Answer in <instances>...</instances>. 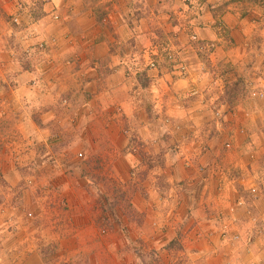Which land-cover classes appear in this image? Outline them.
Wrapping results in <instances>:
<instances>
[{"label":"rangeland","instance_id":"1","mask_svg":"<svg viewBox=\"0 0 264 264\" xmlns=\"http://www.w3.org/2000/svg\"><path fill=\"white\" fill-rule=\"evenodd\" d=\"M12 1L17 9L6 20L22 27L23 46L14 49L21 67L9 65L4 70L10 71V79L0 80V233L27 232L31 240L24 252H28L39 234L57 231L48 221L59 208L64 211L58 215V229L66 234L71 227L65 210L80 207V217L85 213L103 221L97 225V234L117 241V246L108 248V264H135L130 257L135 251L143 255L137 259L140 264L182 262L178 256L168 258L156 252L178 249L180 241L118 243V235L110 231L115 230L112 221L116 213L118 218L141 220L142 214L135 213L132 205L135 187L146 183L148 170L154 171L155 185L166 186L163 175L168 174L167 184L176 188L170 208L164 212L159 206L155 214L162 220L176 213L181 201L188 202L189 195L182 192L205 184L199 173L205 172L206 177L213 169L224 170L223 179L214 176L204 182L230 181L233 167L226 159L232 156L241 159L244 171L251 175L259 177L264 172V0H142L150 2L146 6L140 0H65L62 10L52 7L53 0ZM99 7L113 13H105L97 23L83 17L84 9ZM48 19L62 25L50 28ZM9 35L5 34V41ZM104 52L109 63L120 61L123 80L106 75L116 66L104 63ZM35 54L49 73L52 70L48 78L40 75L38 82L44 89L50 83L57 97L49 98L41 90L42 95H25L18 76L17 67L23 68L19 56ZM180 81L183 97L176 103L183 113L173 116L169 114L172 94ZM42 109H52L56 116L49 118ZM54 122L68 128L49 131L45 140L40 134ZM150 122H155L157 130ZM101 124L109 129L102 130ZM151 146L160 153L154 161L147 156ZM163 150L170 157L168 167ZM38 154H48L56 162L49 161L40 171L34 157L26 165L44 176L38 178L31 171L30 178H23L22 156ZM55 167L59 172L51 178ZM27 188L29 198L24 193ZM249 189L251 197L259 191L253 185ZM89 194L95 209L87 206ZM54 204L58 207L52 215L47 209ZM84 223L80 220L72 232L84 230ZM157 224L164 230V221ZM3 242L0 264H7L18 249L7 248ZM60 243L52 239L44 244L49 249L46 255ZM86 264L98 263L92 258Z\"/></svg>","mask_w":264,"mask_h":264},{"label":"crops","instance_id":"2","mask_svg":"<svg viewBox=\"0 0 264 264\" xmlns=\"http://www.w3.org/2000/svg\"><path fill=\"white\" fill-rule=\"evenodd\" d=\"M22 1L27 3L28 0ZM64 1L65 0H53L54 5L52 7L62 10L63 6H65ZM140 1L143 2L144 6L150 3L142 0ZM0 6L3 10L0 11V65H2L3 69V72L0 74V80L4 82V80L10 79V71L4 69L9 67L11 64H14L12 68L15 69V65L18 64V58L16 57L15 59V56L19 55V53L14 52V49L17 48L18 50H22L23 43L22 27L15 26L14 24L10 25L6 20V17L17 9L14 2L12 0H0ZM105 10H107V8ZM96 11H92L91 8L84 9L83 17L90 18L97 23L98 19L105 18L107 16L105 13H107L109 16L111 13L103 11L101 7H99V9L97 8ZM25 20L26 16H23V24H25ZM91 20L90 23L94 22ZM60 24L62 25V23H59V20H49L50 28ZM48 30L46 31L49 32ZM89 32L92 33L91 30ZM102 32L103 29L99 28V34ZM6 33L11 34L9 35V39L7 41H16L17 44H11L5 41ZM32 39H36V37ZM104 53L105 56L102 58L104 63L110 64V66H116L114 72L111 69L112 72L106 75L113 77L116 76L117 80H123L120 61L114 60L115 63H109L110 59L106 57V52ZM35 57L36 58H32L31 66L26 68L17 67L19 72H21V74L18 76L22 78V87H24L25 95L31 96L32 94L37 95L38 93L42 95V93H40L41 90L44 91L45 95L49 98L54 96L57 97V93L53 92L56 89L52 87L50 83H45L47 89H44L38 82L40 75L43 78H48L52 70L49 73V69L46 70L44 68L45 62H36L37 58H41L39 54H35ZM33 62L36 63L33 65ZM19 64L17 66L21 67ZM41 65L43 67H41ZM32 81L35 82V84L31 85ZM132 82L134 81L132 80ZM176 86L178 87L172 94L173 100L172 105H170L171 109L169 111L171 113L169 114L173 113V116H181L183 111L178 110L179 106L176 101H181L180 99L183 97V92L181 91L184 86L183 82H177ZM52 92L54 94H50ZM152 96L154 97L155 95L152 94ZM167 108L169 107L166 106L164 110ZM43 110L44 109H42V111ZM44 112L50 115L49 118L56 116L52 109L44 110ZM150 123H152L154 125L152 127L157 130V125L154 124L155 122ZM90 124L91 123H88V125ZM101 125L102 130L109 129L103 124ZM67 128V126L61 127L59 123L54 122L51 123L47 129H43L46 132H42L40 135L44 136L45 140H47L48 136H46V134H48L49 131L59 132L62 130L65 131ZM155 130L151 134H154ZM159 154V151L155 150L154 147L151 146V150L148 151L147 156L154 161V158L156 159ZM162 156L167 167L170 166V157L167 150L162 151ZM34 157L37 163L40 162V164L36 166V168L40 169V171L49 161L52 163L56 162V160L52 159V157L48 154H38L35 156L23 155L21 172L22 177H25V179L30 178L29 173L31 171H33L31 175L34 174L38 178L44 176L42 173H38L37 175L34 171L35 169L33 170L26 165L29 162H32ZM242 158L244 157L242 156ZM226 160L228 164L233 167L232 174L229 177L231 179L230 181L228 180V182H225L224 180L222 184L217 185H214V182L211 184L212 180H207L204 182V179H208L210 177L213 178L214 176H219L221 179H223L221 176L226 174L224 170L213 169V172L210 175L207 173L208 176L206 177L202 174H205V172L199 173L198 176L200 175L199 177L203 178L202 183L205 184H203L202 187H194L193 189H187V191L182 192L183 194L187 193V195H189L188 202L181 201L176 213L169 215L164 220L157 219L155 214L156 212L158 214L160 207L163 208L164 212L168 206L170 208V205L173 204L174 199V196H171L172 189L176 188H172V186L169 185L171 179L170 175L168 174L166 176L163 175V181L165 182L166 180V182L169 184L166 183V186L163 183V186L155 185L154 181L156 177L153 175L154 171L148 170L146 174V183L143 184V186H140L141 184L138 183L137 187H135L136 201L132 205L133 211H135V213L140 212L142 214L141 220L138 218L136 219V217L127 218L126 216L125 218H123V216L118 218V214L116 213V218H114L112 221V226L115 230L110 231L112 233L114 232L116 236L118 235V243L121 240L123 242H138L140 240L145 243L150 242L154 245H158V243L161 241L162 243H169L171 241L178 240L182 243V247L178 249L166 247L156 251L157 253L162 252V254L164 256H168V258H171V256H178V258L183 259V261L178 264H264V209L259 211L260 206L264 203V172L260 173L261 176L256 177V174L251 175L250 171H244L245 169L243 164L241 165L240 163L241 159L232 156ZM23 165L26 166L23 167ZM176 165L180 166V164ZM54 169V172L53 170H50L51 178L53 175L55 176V174L59 172H57L56 167ZM163 169L164 174L165 168ZM61 172L63 173V171ZM196 176L194 175L193 178H196ZM141 178H144L143 174H141ZM196 182H199V180H196ZM252 185L259 189L258 193L253 195V197L250 196L252 193H250L249 189ZM24 186L22 188H24ZM181 188L182 187H180V189ZM28 189L29 188L24 189V193L29 198L28 194L31 190L29 189V191ZM247 192H249V194H246ZM175 194L178 195L179 191H176ZM160 195H163L161 201L159 200ZM67 201V204L69 205V203H71L69 198H67ZM92 201H94V199L92 198V195L89 194V200L87 202L88 208H97L95 202ZM33 204L35 203L33 202ZM82 205H84V203H82ZM57 207L58 206L54 204L52 208L47 210L52 211L50 214L53 215V211H55ZM81 210L82 209L80 207L73 208L72 206H69L65 210L67 214L66 223L69 225L68 227L71 228L66 234H64V232L58 229L60 228L58 224V215L64 211L63 208H59L58 214L55 213V218H53L51 222L50 220L48 221L50 224L53 222V225L50 226L57 227V231H54L53 233L51 231L50 234H43L42 236L38 233L39 235L38 238H36V244L32 245L31 247L28 246L31 250L28 252H24L25 243H28V241L31 240V237L27 232L19 235L12 234V236L5 235V233H0V238L2 241H4L3 243H5L7 248L13 245V247H17L18 249L14 254L15 256L6 261L7 264H83V262L86 264V261H89L92 258H94L95 262L98 264H108V248L112 249L114 246H117V241L106 239L108 235L101 236L100 234H97V225H102L103 221L101 220L102 223L99 221L97 222L95 218L90 217V215L85 213H82L83 216L80 217ZM77 219H79V221ZM80 220L85 222L83 225L87 227L76 234L75 232H72L74 231L73 226L78 225ZM159 221H164V230H162L161 227L158 229L159 225L157 222ZM125 226L128 228H125ZM104 227H107V224H105ZM234 234H239L240 238L235 239L233 237ZM52 239H60L61 243L58 246L56 245L54 247L55 251L50 254V256H48L46 255V252L49 251V249H46L44 244L49 243ZM149 248L153 249L151 247ZM149 248L146 250L150 251ZM134 250L142 251L143 249H141L140 246H134ZM151 253L155 254L154 251ZM140 255L143 256L142 254L136 253V251L134 253H130L132 262L135 264H140V261L137 260L141 259ZM45 261H49V263H45ZM122 263L123 262H121V264Z\"/></svg>","mask_w":264,"mask_h":264},{"label":"trees","instance_id":"3","mask_svg":"<svg viewBox=\"0 0 264 264\" xmlns=\"http://www.w3.org/2000/svg\"><path fill=\"white\" fill-rule=\"evenodd\" d=\"M19 57H21V58H19V59L21 60V62H22V66H23L24 68H26V67H28V66H31V64H32V58H33V57L36 58L35 56H28V57H26V56H19ZM23 57H24L25 59H23ZM24 60H28L27 64L24 62ZM38 60H41V59H38V58H37L36 62H39ZM36 62H35V63H36ZM35 63L33 62V65H34Z\"/></svg>","mask_w":264,"mask_h":264},{"label":"built area","instance_id":"4","mask_svg":"<svg viewBox=\"0 0 264 264\" xmlns=\"http://www.w3.org/2000/svg\"><path fill=\"white\" fill-rule=\"evenodd\" d=\"M14 19L17 21L18 20V17H15ZM151 64L153 65V62ZM233 237L235 239H238V238H240V235L239 234H234Z\"/></svg>","mask_w":264,"mask_h":264}]
</instances>
